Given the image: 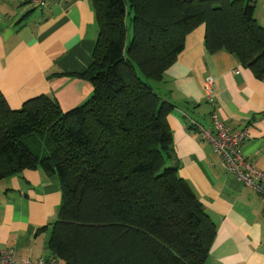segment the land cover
Returning a JSON list of instances; mask_svg holds the SVG:
<instances>
[{
    "label": "trees",
    "instance_id": "1",
    "mask_svg": "<svg viewBox=\"0 0 264 264\" xmlns=\"http://www.w3.org/2000/svg\"><path fill=\"white\" fill-rule=\"evenodd\" d=\"M93 87L63 112L40 96L11 110L0 95V182L40 170L60 183L47 249L61 264H204L216 226L179 174L163 82L187 35L234 54L264 82V28L249 0H89ZM131 22L129 38L127 20ZM148 81V83H146ZM191 129V128H190Z\"/></svg>",
    "mask_w": 264,
    "mask_h": 264
},
{
    "label": "crops",
    "instance_id": "2",
    "mask_svg": "<svg viewBox=\"0 0 264 264\" xmlns=\"http://www.w3.org/2000/svg\"><path fill=\"white\" fill-rule=\"evenodd\" d=\"M254 16L264 28V2ZM204 26L184 40L176 62L155 92L175 109L167 122L181 178L216 226L204 264H264V208L257 192L226 173L202 130L212 115L231 132L244 131V159L264 172V82L234 54H209ZM97 37L89 0H0V95L11 110L47 96L68 112L87 101L93 87L74 77L91 65ZM208 119L206 125L203 119ZM191 128V129H190ZM61 205L60 183L42 171L25 170L0 182V249L17 261L47 260Z\"/></svg>",
    "mask_w": 264,
    "mask_h": 264
},
{
    "label": "built area",
    "instance_id": "3",
    "mask_svg": "<svg viewBox=\"0 0 264 264\" xmlns=\"http://www.w3.org/2000/svg\"><path fill=\"white\" fill-rule=\"evenodd\" d=\"M23 1V0H20ZM32 6L42 9L46 6L48 0H24ZM264 2V0H261ZM211 130H202L203 138L208 141L213 149L214 155L222 163L226 173L233 175L237 180L247 187L254 189L260 203L264 208V172L258 170L251 163L244 159L240 144L245 138L244 131L231 132L217 118L212 115ZM0 264H61L55 257L47 260L17 261L13 249H0Z\"/></svg>",
    "mask_w": 264,
    "mask_h": 264
},
{
    "label": "rangeland",
    "instance_id": "4",
    "mask_svg": "<svg viewBox=\"0 0 264 264\" xmlns=\"http://www.w3.org/2000/svg\"><path fill=\"white\" fill-rule=\"evenodd\" d=\"M249 1H250L251 5L256 6V0H249ZM126 23H127V29H128V36H129V38H131V36H132V28H131V22H130L129 18H128ZM146 83H148V81H146ZM149 84H150V86L154 87V82L153 83L149 82ZM208 119L209 118L203 119L204 120V122H203L204 125H206V121H208Z\"/></svg>",
    "mask_w": 264,
    "mask_h": 264
}]
</instances>
